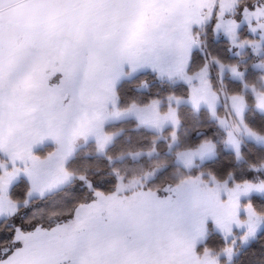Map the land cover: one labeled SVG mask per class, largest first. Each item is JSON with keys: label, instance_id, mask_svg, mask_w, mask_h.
Wrapping results in <instances>:
<instances>
[{"label": "snow or ice", "instance_id": "6c2138e0", "mask_svg": "<svg viewBox=\"0 0 264 264\" xmlns=\"http://www.w3.org/2000/svg\"><path fill=\"white\" fill-rule=\"evenodd\" d=\"M10 2L0 0V150L9 154L8 162H0V223L11 225L8 231H0V264H138L132 255L120 257L130 248L143 253L154 239L183 227L198 189L184 188L181 182L166 186L164 197L159 190L129 196L124 185L105 194L93 191L88 181L91 199L57 213L65 219L48 226L31 222L35 216L34 212L30 216L31 193L36 191L42 197L45 191L72 179L62 161L75 137L99 128L106 102L115 98V81L125 75V65L131 72L143 68L160 71L159 53L174 48L179 57L175 73L184 75L185 62L196 57L190 25L198 20L207 0H200L184 14L175 33L169 26L176 20L177 0H27L28 14L15 34L7 32L3 23V12ZM207 6L215 8L214 4ZM225 6L222 0L221 9ZM243 14L250 24L254 20L256 27L264 30V0L245 7ZM234 27L231 22L225 27L230 37ZM190 99L194 104L204 101L211 108L216 97L193 93ZM232 101L240 115L244 99L234 96ZM256 102L264 109V94H257ZM69 120L74 125L71 134L65 135ZM244 130L264 139L247 126ZM228 137L236 143L231 132ZM45 138L57 148L47 158H40L32 153L31 145ZM57 160L59 165L54 163ZM20 171L30 186L23 205L8 192ZM77 179L84 181L86 177ZM222 189L227 193L223 201L219 198ZM252 189L264 190V180L210 189L211 194L198 208L201 223L211 217L224 232L230 233L234 222L238 227L246 226L245 236L254 233L264 213L249 201L243 206L246 218L241 219L238 201L241 192ZM106 244L112 245L111 251ZM224 251L230 254L232 249L228 246ZM82 253L92 258H82ZM195 264L217 261L205 253Z\"/></svg>", "mask_w": 264, "mask_h": 264}, {"label": "rangeland", "instance_id": "374dc122", "mask_svg": "<svg viewBox=\"0 0 264 264\" xmlns=\"http://www.w3.org/2000/svg\"><path fill=\"white\" fill-rule=\"evenodd\" d=\"M254 1L258 2V0ZM199 2L200 0H177L179 8L177 9L175 22L169 26L170 31L175 33L179 24L183 22L184 14L194 8ZM223 2L226 6L222 10L220 7L222 0H207V4L200 9V16L198 20H193L192 24L190 25L189 34L194 40L196 57L191 63L185 62L186 71L184 72L183 76L177 75L175 73V67L179 57L174 48H169L162 50L158 55V63L161 67L160 71H153L151 68H143L136 72H131L129 67L125 65V75L116 80L114 84V92L116 94V87L120 80L136 75L140 72L151 70L160 77H163L167 80H174L178 83H182L185 86L184 97L176 98L174 101V107H168L165 111H162L159 107V104L156 102H151L143 106L135 104L130 106L120 105L115 96L113 100L106 102L104 119L100 123L99 128L87 136H77L73 139L71 150L62 161L64 169H66V163L70 157L77 151L79 147L89 145L90 147L94 148L95 151L101 153L107 146H109L113 138V130H111L112 127H110V131L108 130L109 128L107 126L122 119L133 118L136 120L138 125L146 126L149 129L158 132H161L163 129L169 126L177 127L178 117L176 107L181 103L189 104L195 110L204 108L207 117L210 118V121L212 120L213 125L215 123L216 131L214 133H216V135H213L212 139L200 140L197 143L198 145L196 144L197 146L195 147L183 148L181 151H179L176 158V161L179 164L181 163L182 165L189 167L194 164L206 161L214 157L215 148L217 146L218 148L221 146L222 150L232 151L238 160L241 158V148L244 146V141H252L264 146V139H257L256 136L250 135L244 130L246 126L244 122V115L248 108V104L245 101L244 95L226 94L224 91L223 81V78L226 77L243 81L244 69L239 66L238 63L247 59V57H249L248 55L251 54L252 59L250 61V65L252 68L259 70L261 75L258 77L259 82H254L252 85L246 84L247 86L244 85V87L246 90L251 92L254 98V107L256 110L264 113V109L259 108L256 102L257 94H264V30L256 27V22L254 20L250 24L248 19L243 14V9L247 6H250L252 0H223ZM26 3L27 0H11L9 7L4 10L3 23L5 25L6 31L10 34L16 33L18 24L22 18L27 16L28 9L25 7ZM208 4H214L215 8L208 7ZM229 22L235 26L231 37L225 32V27ZM244 25L246 28L245 31L242 30ZM253 28H255V31L252 30ZM209 29L213 31L214 37L223 36L224 38L228 39L232 51L230 54L237 57L235 63H230V61L215 63L211 56H209L210 54H208L205 47L203 51L206 54V63H200L201 59L198 55L201 45L200 36L204 35L203 41H205L207 31ZM215 65H217V68ZM233 68H235V72L232 71ZM52 83H56V81L54 80ZM193 93L196 95L209 96L214 94L216 99L213 102L211 108L204 101L194 104L190 99ZM234 96L242 97L245 101V105L240 115H237L236 110L233 107L232 98ZM153 109H155V111H153ZM173 119L175 123H173ZM73 125L74 121L72 120H69L68 123L65 124V135L71 134ZM237 129H239V131H237ZM229 132L232 133V136L236 142L235 144L230 142L228 137ZM254 133H256L257 136L264 137L263 133ZM104 137H108V139L105 141ZM89 142H91V144H88ZM102 142L103 147H101ZM202 145H211L212 147L209 149L207 147H202ZM56 148L57 145L51 139L47 138L43 140H37L31 145L32 153L40 158H47L49 154L55 151ZM190 153H194V155L191 156L189 161ZM8 161L9 154L3 150H0V162ZM54 163L59 165L61 162L57 160ZM253 165L255 170L263 176L264 163L254 161ZM18 166L23 168V165L19 164V162ZM11 167L12 165L8 163V168L11 169ZM22 178L25 179L28 184V190L25 197L26 200L28 198V193L30 192V186L29 181L23 171H20L11 180L8 187V192H10L12 184L18 179ZM204 180L205 179L201 178H188L182 181L184 182V188H196L199 190V195L192 201L191 204L192 213L187 223L183 227L168 233L162 238L154 239L147 250H145L143 253L138 252L135 248L127 249L126 252L122 254L120 259H124L128 255H132L138 264H195L197 260H202L204 254L207 253L208 255L216 258L217 264H222L219 262L220 258H224L223 264H230L239 247H243L250 241L257 238L259 232L264 227V220L259 222L254 233L247 236H245L246 226L238 227L234 222L230 224V233L224 232L211 217H207L204 222L201 223L198 208L202 199L207 198L211 194L209 190L214 189L217 185H223L225 188H235V186L230 187L226 185V183L217 182L215 179H210L207 181ZM261 180L262 179H257L256 181L251 182L259 183ZM65 184L58 185L53 187L51 190L45 191L42 197L55 192ZM143 184L144 181L142 179L135 178L134 180H130L129 183H122L120 181L118 186L124 185L129 196L141 191L155 192L154 190L145 189ZM178 184L173 185V187L177 186ZM164 189L165 187L162 189V192L159 193L161 197L166 195ZM254 194L264 197V190L252 189L247 193L241 192L239 194V215L241 219L246 218V213L243 206L249 201L247 202L245 200ZM123 195L124 191L121 190V196ZM37 197H41L40 194L36 191H32L31 200ZM219 198L222 201L227 199V193L223 189L219 193ZM208 224H211V228L214 232H217L221 235L223 242L226 244L222 250L217 253H213V251L209 249H204L202 253H198L196 252L197 246L201 244L208 235ZM242 237L244 238L242 239ZM228 246H230L232 249L230 254L224 251V249ZM105 248L108 251H111L112 245L106 244ZM85 256H87L89 259L92 258L90 254H81L82 258Z\"/></svg>", "mask_w": 264, "mask_h": 264}, {"label": "trees", "instance_id": "16d2710c", "mask_svg": "<svg viewBox=\"0 0 264 264\" xmlns=\"http://www.w3.org/2000/svg\"><path fill=\"white\" fill-rule=\"evenodd\" d=\"M256 3L257 1L252 0L251 5ZM242 30H246L245 25ZM203 36H200L201 45L198 51L200 63H206L204 47L215 63L236 62L237 57L230 54L232 51L227 38L214 37L211 29L207 31L205 41ZM248 56L238 63L244 69L243 81L223 78L224 91L226 94L244 95L248 104L244 115L246 126L254 132L264 134V113L256 110L251 92L244 87L246 84L259 82L258 77L261 75L259 70L251 67L252 56ZM184 90L182 83L167 80L147 70L120 80L115 96L120 105L143 106L156 102L165 111L168 107H174L176 98L184 97ZM176 111L177 127L169 126L158 132L138 125L133 118H126L107 126L108 130L112 127L113 138L101 153L89 145L79 147L65 167L72 179L55 192L30 201V216L32 212L35 213L31 222L48 226L54 221L65 219L57 213L73 207L79 201L91 199L92 194L87 188L88 181H91L93 191L98 189L110 194L120 181L129 183L135 178L144 181L145 189L159 190V193L164 187L176 185L188 178H201L204 181L215 179L230 187L244 181L264 180V173L262 176L253 165L254 161L264 163V146L252 141H244L240 160L232 151L222 150L221 146H217L214 157L206 161L189 167L179 164L176 161L177 153L183 148L197 146L202 139H212L216 135V126L207 117L204 108L195 110L191 105L181 103ZM81 175L86 180L77 179ZM27 190V181L18 179L12 184L9 195L23 205ZM245 201H251L255 210L264 213V197L254 194ZM10 227L7 222L0 223V231H8ZM207 234L205 240L197 246L196 252L202 253L204 249L212 250L213 253L220 252L226 243L219 233L213 231L211 224H208ZM223 259L219 260L222 264ZM230 264H264V227L257 238L239 247Z\"/></svg>", "mask_w": 264, "mask_h": 264}]
</instances>
